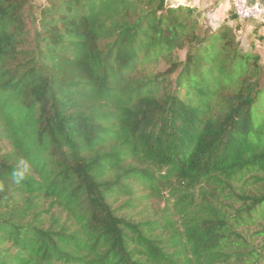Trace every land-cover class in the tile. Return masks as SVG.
Here are the masks:
<instances>
[{"label": "trees", "instance_id": "obj_1", "mask_svg": "<svg viewBox=\"0 0 264 264\" xmlns=\"http://www.w3.org/2000/svg\"><path fill=\"white\" fill-rule=\"evenodd\" d=\"M237 31L169 0H0V264H243L264 63ZM154 197L172 212L130 214Z\"/></svg>", "mask_w": 264, "mask_h": 264}, {"label": "crops", "instance_id": "obj_2", "mask_svg": "<svg viewBox=\"0 0 264 264\" xmlns=\"http://www.w3.org/2000/svg\"><path fill=\"white\" fill-rule=\"evenodd\" d=\"M174 4L196 6L206 21L216 28L227 23L238 28V34L248 39L259 51L264 63V23L253 19H241L234 15L231 0H169ZM264 4V0H252Z\"/></svg>", "mask_w": 264, "mask_h": 264}, {"label": "rangeland", "instance_id": "obj_3", "mask_svg": "<svg viewBox=\"0 0 264 264\" xmlns=\"http://www.w3.org/2000/svg\"><path fill=\"white\" fill-rule=\"evenodd\" d=\"M242 42L245 46L248 45V39L244 36L239 35ZM177 56L181 59L185 58V51H179ZM167 65L163 62L160 65V69H165ZM200 190V189H198ZM195 193V192H194ZM222 201L224 203H229V200L225 197H222ZM172 205L168 201V199H163L160 197H154L145 202H140L136 204L135 207L131 208L130 214L134 217L143 218L147 215L153 214L157 210H165L167 212H172ZM239 236H234L233 246H239V242L241 243L240 255L238 257V262L245 264L248 260L249 263L253 262L254 259V250H257L262 259L260 261L256 260V264H264V227L260 225H256L251 227L250 229H243L240 227ZM259 259V258H258Z\"/></svg>", "mask_w": 264, "mask_h": 264}, {"label": "built area", "instance_id": "obj_4", "mask_svg": "<svg viewBox=\"0 0 264 264\" xmlns=\"http://www.w3.org/2000/svg\"><path fill=\"white\" fill-rule=\"evenodd\" d=\"M231 3L238 18L264 23V4L252 0H231Z\"/></svg>", "mask_w": 264, "mask_h": 264}, {"label": "clouds", "instance_id": "obj_5", "mask_svg": "<svg viewBox=\"0 0 264 264\" xmlns=\"http://www.w3.org/2000/svg\"><path fill=\"white\" fill-rule=\"evenodd\" d=\"M28 165L21 162V165H19L12 173H11V180L13 184L20 186L26 179L28 175ZM5 187L3 183H0V191H4Z\"/></svg>", "mask_w": 264, "mask_h": 264}]
</instances>
